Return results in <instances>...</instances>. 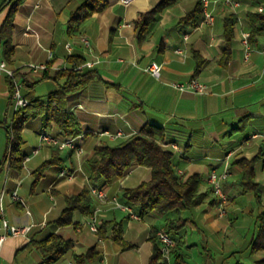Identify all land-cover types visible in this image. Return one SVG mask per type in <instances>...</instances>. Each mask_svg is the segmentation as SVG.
Wrapping results in <instances>:
<instances>
[{"label": "crops", "instance_id": "crops-1", "mask_svg": "<svg viewBox=\"0 0 264 264\" xmlns=\"http://www.w3.org/2000/svg\"><path fill=\"white\" fill-rule=\"evenodd\" d=\"M9 1L0 0V6ZM84 1L23 0L13 15V50L7 65L24 84L25 93L47 101L64 80L55 79L57 71L76 62L92 63L93 77L83 88L67 93L61 104L80 124L81 153L59 149L60 162L46 166L35 180L34 170L57 148L41 141L40 133L48 131L58 138L65 135L54 123L43 126L40 116L31 118L21 130L20 148L30 158L22 160L20 168L4 160L9 146L4 123H10L15 109L8 105V78L0 73V195L4 209L0 220L31 226L26 235L6 234L0 242V264H41L42 255L34 242L49 234L72 243V249L52 264H148L151 237L163 228L164 218L155 210L139 215L122 197V190L149 180L150 168L132 164L122 176L106 183L89 181L87 167L96 145L114 144L146 124L162 128L163 147L172 151L174 169L183 180L198 174L199 190L205 194L201 204L182 211L186 221L176 235L180 250L186 255L181 245L188 247L187 235L193 233L196 241H206L203 248L216 252L214 256L209 253L205 264H264V249L251 252L249 245L257 227L256 216L264 211V54L259 50L264 33L248 41V55L241 42L243 33L258 26L254 14L260 7L264 9V0H238L235 9L211 0V25L203 23L202 17L195 24L182 23L180 19L199 0H175L159 13L140 42L135 21L161 0H105L102 10L79 26L69 27L71 13ZM8 9V4L0 8V26ZM228 15H234L236 22L230 58L224 61L223 28ZM82 37L88 39V45L82 43ZM151 60L160 64L158 77L143 70ZM30 63L48 67L33 71ZM192 77L206 85L205 92L179 91L172 86ZM117 130L121 137L107 136ZM36 135L39 144L33 147L28 138ZM33 149L38 151L31 154ZM255 155L259 156L254 163L257 197L244 194L238 186L242 169L237 161ZM211 170L227 172L222 180L227 196L224 213L219 212V200L206 181ZM91 184L105 188L106 199L91 197L90 213L74 211L69 224L57 225L65 197ZM13 191L17 199H12ZM112 198L137 217L115 207ZM95 209L96 229L92 230L89 217ZM105 221L109 223L100 234L98 227ZM113 221H122L121 237L130 247L122 248L110 238ZM190 245L196 242L192 240ZM92 247L98 254L96 260L78 263L73 259V253Z\"/></svg>", "mask_w": 264, "mask_h": 264}, {"label": "trees", "instance_id": "trees-1", "mask_svg": "<svg viewBox=\"0 0 264 264\" xmlns=\"http://www.w3.org/2000/svg\"><path fill=\"white\" fill-rule=\"evenodd\" d=\"M23 0H10L8 3L1 4L0 8L9 5L7 15L0 26V46L1 59L9 62L12 53L11 33L12 20L18 4ZM175 0H161L153 8L142 13L135 21V27L138 31V41H143L146 34L150 31L153 24L159 17V13L171 5ZM106 6L105 0H85L81 5L71 13L69 27L79 26L87 17L94 12L102 10ZM202 1L199 0L194 8L188 11L180 21L184 24H195L202 17ZM258 26L252 28L249 32L248 41L259 33H264V12L260 11L254 14ZM236 22L234 15H228L224 20L223 39H224V61L230 58V46L233 38V27ZM199 65V60H197ZM83 63V62H76ZM55 79L64 78L57 89L48 95L47 101L34 99L30 93L22 92L29 99V104L19 107L13 111L10 123H4L8 133V151L4 160H8L13 167L20 168L22 165L23 154L21 153V130L24 123L37 116L41 117L43 126L54 123L65 136H76L81 133L80 124L76 116L61 107L67 93L83 88L93 77V71L89 69L74 70L60 69L55 74ZM9 83V103L11 105V82ZM2 123V122H0ZM164 133L162 128L150 124L144 125L139 132L134 133L114 144H99L94 147L92 156L87 160L89 170V181L95 182L103 180L106 183L114 178L122 176L132 164L146 166L150 168V179L141 182L132 188H124L122 197L133 206L139 215L148 210H155L163 218V229L175 240L174 246L169 252L168 258L161 253V247L156 234L151 237L152 252L148 259V264H189L185 260V254L180 250L176 235L185 225V217L182 211L201 204L205 194L200 192V177L198 174H191L185 180L173 167V153L163 147ZM258 155L253 158L239 159L237 163L242 169L239 184L243 191L253 192L258 196V185L254 181V163ZM60 162L59 149H52L49 159L43 161L35 170V180L40 176L42 170L49 165ZM91 195L87 188H83L78 194L65 197V207L55 223L57 225H66L71 222L74 211L82 213L91 212ZM257 227L254 236L250 240V251L264 249V211L256 216ZM108 221L102 222L98 227V232L102 230ZM110 238L121 245L122 248H128L131 245L125 242L122 237V221H113L111 225ZM35 247L42 255L41 264H52L63 254L72 249L71 240L62 238L57 234H49L45 238L35 241ZM73 259L78 263L91 262L98 258L94 247L89 248L81 254H72ZM171 259V261H170Z\"/></svg>", "mask_w": 264, "mask_h": 264}, {"label": "built area", "instance_id": "built-area-1", "mask_svg": "<svg viewBox=\"0 0 264 264\" xmlns=\"http://www.w3.org/2000/svg\"><path fill=\"white\" fill-rule=\"evenodd\" d=\"M213 2H221L222 4L229 6L233 9L239 6L238 0H212ZM211 0H203L204 6H208V13H202V22L208 25L213 24L214 17L211 11L209 10V3ZM259 11H264L262 7L259 8ZM248 33H243L242 39L244 40V52L245 55L249 53V42H248ZM82 43L88 45V39L86 37L81 38ZM260 52L264 54V45L260 47ZM33 71L45 70L47 69V64L45 63H30L28 65ZM92 66L90 62L83 63H74L72 65L74 70H83L89 69ZM143 70L154 77L159 76L160 64L154 60H151ZM0 73H4L9 81L11 82V105L14 109L19 107H24L29 104V99L24 96L22 92V84L20 81L16 79L15 71L11 68H8V65H4L0 62ZM172 86L179 91H191L194 93H203L206 91V85L196 78L192 77L185 82H173ZM107 136L111 139H115L116 137H121L122 133L120 130H117L115 133H107ZM48 137V131H47ZM54 143H59L61 149L63 148L64 143H72L73 151L76 154H80L82 151L81 146L78 143V137L76 136H64L63 138H58L55 136V139H50ZM172 148H176L174 144H171ZM38 149L35 151L37 152ZM30 156H23V162L28 160ZM227 176V172L217 173L214 170H211L207 173L206 181L211 186L212 192L217 196L219 200V212L224 213V205L227 202V196L222 190V180ZM88 191L91 197H93L97 201H103L106 199V191L105 188L91 184L88 186ZM12 199H17V194L15 191L12 192ZM113 205L117 208L125 209L128 211L131 217H137V215L130 210L126 205L120 204L115 198H112ZM95 209L93 213L89 217V226L90 229L95 230L94 220H95ZM4 211L1 204V195H0V213L2 214ZM31 226H16L10 224L5 218H1L0 220V242L5 238L7 233L13 235H26L30 231ZM156 237L159 240L161 253L164 257L168 258L169 252L171 248L175 244V240L170 236V234L164 230L163 228L158 229L156 232Z\"/></svg>", "mask_w": 264, "mask_h": 264}, {"label": "rangeland", "instance_id": "rangeland-1", "mask_svg": "<svg viewBox=\"0 0 264 264\" xmlns=\"http://www.w3.org/2000/svg\"><path fill=\"white\" fill-rule=\"evenodd\" d=\"M28 142L29 144H32L33 147L38 146L39 144V138L38 135H36L35 137H33L32 139L28 138ZM22 146V138H21V143H20V148ZM222 173V172H221ZM238 186L240 187L241 191L245 194V193H253V192H245L243 191L242 186L239 184L238 182ZM223 190V189H222ZM254 194V193H253ZM243 199V198H242ZM187 244L188 247L184 244L181 245L182 250L186 253V257L185 260L189 263V264H205L209 253L211 254V256H214L216 254L215 250L213 249H209L206 250L205 248H203V246L206 244V241H196V239L194 238V234H189L187 235ZM195 241L196 245L192 246L190 245L191 241ZM242 261V260H241Z\"/></svg>", "mask_w": 264, "mask_h": 264}, {"label": "bare ground", "instance_id": "bare-ground-1", "mask_svg": "<svg viewBox=\"0 0 264 264\" xmlns=\"http://www.w3.org/2000/svg\"><path fill=\"white\" fill-rule=\"evenodd\" d=\"M201 1H202V10H203V13H208V6H204V4H203V0H201ZM241 42H242V44L244 45V40H243V39H242ZM0 62H1L2 64H4V65H7V63L5 62V60H3V59H1V58H0ZM8 68H9V67H8ZM50 139H55V136H53L51 133L48 132V137H47V131H42V132L40 133V140H41V141H43V142H45V143H47V144H49V145L55 146V147H57L58 149H61V146H59V143H54V142H53L52 140H50ZM64 148H71V149H73L72 143H64L62 149H64ZM35 151H36V149H33L32 152H31V154L36 153ZM24 156H30V155H24Z\"/></svg>", "mask_w": 264, "mask_h": 264}]
</instances>
